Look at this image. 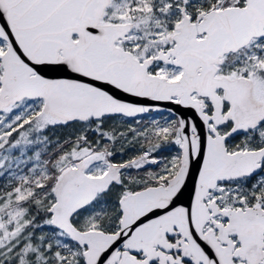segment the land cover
I'll list each match as a JSON object with an SVG mask.
<instances>
[{"label":"snow or ice","instance_id":"6c2138e0","mask_svg":"<svg viewBox=\"0 0 264 264\" xmlns=\"http://www.w3.org/2000/svg\"><path fill=\"white\" fill-rule=\"evenodd\" d=\"M0 264H264V0H0Z\"/></svg>","mask_w":264,"mask_h":264}]
</instances>
